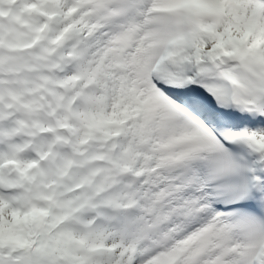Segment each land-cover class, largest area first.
I'll list each match as a JSON object with an SVG mask.
<instances>
[{
	"label": "snow or ice",
	"instance_id": "1",
	"mask_svg": "<svg viewBox=\"0 0 264 264\" xmlns=\"http://www.w3.org/2000/svg\"><path fill=\"white\" fill-rule=\"evenodd\" d=\"M0 264H264V0H0Z\"/></svg>",
	"mask_w": 264,
	"mask_h": 264
}]
</instances>
